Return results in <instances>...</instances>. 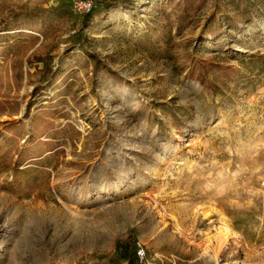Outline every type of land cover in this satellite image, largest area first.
Instances as JSON below:
<instances>
[{
    "label": "rangeland",
    "instance_id": "1",
    "mask_svg": "<svg viewBox=\"0 0 264 264\" xmlns=\"http://www.w3.org/2000/svg\"><path fill=\"white\" fill-rule=\"evenodd\" d=\"M94 1L0 0V264H264V0Z\"/></svg>",
    "mask_w": 264,
    "mask_h": 264
},
{
    "label": "trees",
    "instance_id": "2",
    "mask_svg": "<svg viewBox=\"0 0 264 264\" xmlns=\"http://www.w3.org/2000/svg\"><path fill=\"white\" fill-rule=\"evenodd\" d=\"M129 0H95L94 4L101 7H108L111 5H122L127 3ZM206 0H177V7L179 13L183 16L193 15L202 3ZM195 78L202 84L203 87H207V79L203 73L199 72Z\"/></svg>",
    "mask_w": 264,
    "mask_h": 264
},
{
    "label": "built area",
    "instance_id": "3",
    "mask_svg": "<svg viewBox=\"0 0 264 264\" xmlns=\"http://www.w3.org/2000/svg\"><path fill=\"white\" fill-rule=\"evenodd\" d=\"M79 9H83V10H90L91 9V2L89 1H81L79 3ZM143 250L142 249H138L137 250V254L140 258L143 257Z\"/></svg>",
    "mask_w": 264,
    "mask_h": 264
}]
</instances>
